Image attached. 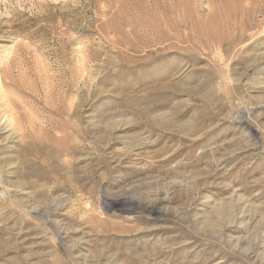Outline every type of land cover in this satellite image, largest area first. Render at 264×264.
<instances>
[{
	"label": "rangeland",
	"instance_id": "rangeland-1",
	"mask_svg": "<svg viewBox=\"0 0 264 264\" xmlns=\"http://www.w3.org/2000/svg\"><path fill=\"white\" fill-rule=\"evenodd\" d=\"M0 75V264H264V0H0Z\"/></svg>",
	"mask_w": 264,
	"mask_h": 264
},
{
	"label": "bare ground",
	"instance_id": "bare-ground-1",
	"mask_svg": "<svg viewBox=\"0 0 264 264\" xmlns=\"http://www.w3.org/2000/svg\"><path fill=\"white\" fill-rule=\"evenodd\" d=\"M1 70H3V69H1ZM1 76V75H0ZM2 79V78H1ZM5 79V78H4ZM3 81V80H2ZM4 82V81H3ZM2 87V86H1ZM0 87V88H1ZM2 93V92H1ZM11 111H10V113H8V116H7V120H8V122L10 123V124H15V122H16V119H15V115H14V111L12 110V109H10ZM63 114V113H62ZM109 115V118H113V119H111V122L109 123V125H110V127H116V126H119V125H122V124H126L127 123V120H124V119H115V116H117V117H119L120 115H121V113H119V112H113V113H109L108 114ZM155 120H158V118H155ZM64 143H60L59 144V148H65V147H63L64 145H63ZM72 148L74 147V145L73 146H71ZM72 148H70V149H66V150H68L67 152L69 153L70 151H71V149ZM65 151V150H64ZM122 198H124V199H127V198H130V197H128V196H121ZM132 199H134V198H132ZM132 199L130 198L129 200H131L132 201ZM134 200H137V201H139L138 203L140 204V202H141V200L142 199H134ZM143 201V200H142ZM152 201V200H151ZM149 203V202H148ZM149 204H152L151 202L149 203ZM136 206V205H135ZM149 207V206H148ZM134 208V207H133ZM139 208V207H138ZM231 209L232 208H225V207H222V208H217L216 209V211H214L213 212V216L217 219V220H221V219H226V217L228 216V213L231 211ZM235 209L236 208H234V210L232 211V212H230L231 214H233V212L235 211ZM123 210H124V208H123ZM125 210H129V209H127V208H125ZM230 213H229V215H230ZM226 221H228V220H226ZM229 221H231V220H229ZM212 229H213V225H212V223L211 222H207L205 225H204V227L201 229V230H203L204 232H210V231H212ZM131 230H133V228L132 227H130V226H126L125 225V228H121L120 229V231L119 232H128V231H131ZM128 252H129V257H131V261L129 260L128 261V263H130L131 264V262L133 263L134 261H136V262H140V260L142 259V258H145V257H151V256H156V255H158V254H161L162 252H163V250L159 247V246H157L156 244H153V245H151V246H146V247H144V250H143V252L142 253H135V252H133V251H131V250H128Z\"/></svg>",
	"mask_w": 264,
	"mask_h": 264
}]
</instances>
